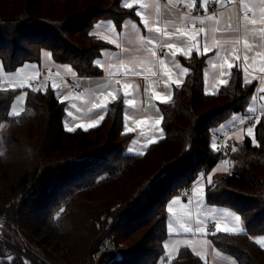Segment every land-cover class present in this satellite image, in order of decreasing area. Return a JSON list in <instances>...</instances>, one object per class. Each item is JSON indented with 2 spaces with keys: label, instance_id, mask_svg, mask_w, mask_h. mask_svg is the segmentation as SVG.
Returning <instances> with one entry per match:
<instances>
[{
  "label": "trees",
  "instance_id": "1",
  "mask_svg": "<svg viewBox=\"0 0 264 264\" xmlns=\"http://www.w3.org/2000/svg\"><path fill=\"white\" fill-rule=\"evenodd\" d=\"M123 0H0V62L12 72L39 62L41 51L69 65L77 76L102 74L100 52L108 44L91 33L99 20L120 28L133 8ZM199 4V2H197ZM207 55L180 57L189 70L160 104L162 137L144 153L128 152L133 134L124 131L122 96L112 101L96 127L67 131L65 104L53 88L25 84L0 89V216L53 264H156L164 255L166 206L218 161L213 133L243 114L255 83L241 66L215 93L204 89ZM23 91L27 113L11 115ZM236 149V151H233ZM229 171L206 186V203L241 217L243 231L209 233L212 245L236 264H264V114L252 134L228 141ZM164 264H207L187 247Z\"/></svg>",
  "mask_w": 264,
  "mask_h": 264
},
{
  "label": "crops",
  "instance_id": "2",
  "mask_svg": "<svg viewBox=\"0 0 264 264\" xmlns=\"http://www.w3.org/2000/svg\"><path fill=\"white\" fill-rule=\"evenodd\" d=\"M127 3L133 5L134 14L124 19L120 28H116L111 20H99L91 29L92 35L108 44L98 59L101 75L77 76L69 65L54 63L48 55L50 52L43 49L39 62L25 63L11 74L2 72V78L18 82V87L29 84L41 90L48 86L53 88L65 104L63 124L66 129H85L78 125L100 123V116H105L109 104L114 101L112 97L122 96L124 131L133 134L128 152L142 154L163 135L160 104L171 100L174 87L179 86L189 72L179 58L194 52L205 54L207 47L203 76L204 89L208 93H215L227 83L230 63L234 67L241 66L244 82L255 83L254 96L246 111L234 115L216 130L224 132L228 141L241 142L248 133V128L243 126L247 116L253 114L257 119L264 114V71H261L264 69V0H220L218 16L210 13L208 5L205 8L199 2L194 7L191 0L122 1V5ZM180 5L184 10L178 8ZM136 12L142 15L137 16ZM143 21H147V25ZM148 28H159L160 34L148 31ZM200 29L204 31L200 32ZM245 42L251 47L246 48ZM168 44L174 47L168 48ZM61 77L74 78L85 88L84 93L77 94L64 87ZM99 104H105L106 109L94 107ZM229 168L226 159L217 161L192 183L191 200H184L179 194L170 198L166 206L164 255L156 264H164L165 258H175L183 247L207 264H236L212 245L210 234L205 231V225L212 221L221 228L232 230L220 233L241 232L239 229L243 228L242 221L237 222L232 215L237 213L227 207L210 205L204 198L209 181L227 173ZM253 240L264 241V236H254ZM258 244L264 249V243Z\"/></svg>",
  "mask_w": 264,
  "mask_h": 264
},
{
  "label": "built area",
  "instance_id": "3",
  "mask_svg": "<svg viewBox=\"0 0 264 264\" xmlns=\"http://www.w3.org/2000/svg\"><path fill=\"white\" fill-rule=\"evenodd\" d=\"M180 10H184V6L180 5L178 7ZM208 9L210 11V13H212L215 16H218L220 11H221V6L216 2V0H209L208 3ZM160 51H163L162 48H160ZM62 85L66 88H68L69 90L74 91L77 94H83L85 91V88L82 86H79L76 82V80L74 78L71 77H61ZM256 116L253 114H249L247 116V119L243 122V126L244 128H253L255 123H256ZM213 140H214V149L217 153L218 156V161L223 160L227 149H228V140H227V136L224 132L221 131H215L213 133ZM179 196H181L184 200H191L192 195H193V187L192 184L191 185H185L180 187L177 190ZM0 225H2V222L0 220ZM216 222H209L205 225V231L208 233H214L217 231L216 229ZM4 228V226H3ZM0 231L2 232V235L5 234L8 235V237L10 239H12L13 241L16 242V244L14 243V247L12 246V244L8 241V246L13 247V248H18L20 250L23 251V253L27 256V258L33 263V264H53L52 262H50L49 260H47L39 251H33L34 249L29 246L28 244H26V242H24L22 240V238L20 236H18V233H14V232H8L5 228L2 229L0 227ZM1 241V240H0ZM109 248H113V246L106 241L105 244H103V246L98 250V252L95 255V259L90 262L89 264H96V259L99 256V254L103 251V250H107Z\"/></svg>",
  "mask_w": 264,
  "mask_h": 264
},
{
  "label": "snow or ice",
  "instance_id": "4",
  "mask_svg": "<svg viewBox=\"0 0 264 264\" xmlns=\"http://www.w3.org/2000/svg\"><path fill=\"white\" fill-rule=\"evenodd\" d=\"M191 2L193 3V6H194V7L196 6L197 2H200V3H202L203 6L206 8L207 5H208V3H209V0H191ZM216 2L219 3L220 0H216ZM137 3H139V0H137ZM123 6L126 7V8H129V9H131V8L133 7V5H132L131 3L124 4ZM144 7H147V6L144 5ZM136 15H137V16H141L142 14H141L140 12H136ZM208 19L211 20L212 17L209 16ZM143 23H144L145 25H147L148 22H147V21H143ZM252 23H255V20H253ZM148 31H154V32L157 33V34H160V29H159V28H155V29H153V28H148ZM203 31H204L203 29H200V32H203ZM165 34H166V33H165ZM150 42H151V41H149V43H150ZM167 47H168V48H173L174 45H172V44H168ZM245 47H246V48H250L251 45H249L247 42H245ZM208 51H209V49H208L207 47H205V49H204V53L206 54ZM48 55L51 56L50 53H49ZM245 60H247V56H245ZM233 67H234V64H231V63L228 64V68H229V69H232ZM184 71H185V73H187V69H185ZM261 71H264V69H261ZM229 75H231V72L229 73ZM249 82H250V81H247V80L245 81V83H249ZM220 83L223 84L224 81L221 80ZM262 91H264V89H262ZM110 95H111V94H110ZM112 99H113V100H116L117 98H116L115 96H113ZM160 99H161V100H164V99H166V98H164V97H160ZM126 102H127L128 104H131V103H132L131 101H126ZM94 107L97 108V109H106L107 106H106L105 104H99V105H95ZM13 114H14V115H19V113H13ZM104 118H105L104 116H100V121H103ZM98 123H99V121H93L92 123L88 124L87 126H85V125H78V127H84L85 130H87V128H93V127H96ZM157 123L159 124L160 121H157ZM66 130L69 131V132H71V131H74L75 129H73V128H67ZM128 131H131V129H128ZM252 132H253V128H251V127L248 128V133H249V134H252ZM153 142H154V141H153ZM145 147H147V146H145ZM233 151H236V149H233ZM209 183H211V181H209ZM171 210H172V209L169 208V211H171ZM232 215L235 216V220H236L237 222H240V220H241V217H240V216L235 215L234 213H233ZM216 229H217L218 232H219V231H232V230H230V229L221 228V226H220L219 224L216 225ZM239 230L242 232V231H243V228H240ZM197 231H201V229L197 228ZM257 243H264V241H259V240H258Z\"/></svg>",
  "mask_w": 264,
  "mask_h": 264
},
{
  "label": "rangeland",
  "instance_id": "5",
  "mask_svg": "<svg viewBox=\"0 0 264 264\" xmlns=\"http://www.w3.org/2000/svg\"><path fill=\"white\" fill-rule=\"evenodd\" d=\"M2 65V64H1ZM2 72H6L3 70V67L0 66V89H15L17 88L18 86H20V84H18V82H11V81H6L5 79L2 78L1 74ZM8 74H11V72L9 71ZM29 110L28 108L26 107L25 105V93L23 91H20L19 93H17L14 98H13V101H12V104H11V107H10V114L11 115H14L13 113H19V114H23V113H27ZM4 125H2L0 127V134H1V131L3 129ZM3 151V147L1 145V141H0V153ZM1 217V216H0ZM3 220V219H2ZM4 228L8 231V232H13L11 230L8 229V227L5 225L4 223ZM14 233H18V236H20L22 238V240L24 242H26V244H28L29 246H31L34 250L33 251H39L37 247L33 246L32 244H30L26 238L23 236V234L20 232V231H16ZM8 241L11 243V241H13L12 239H10L8 237V235H6V239L5 241H1L3 244H8ZM16 244V242H15ZM13 246V244H12ZM40 252V251H39ZM41 253V252H40Z\"/></svg>",
  "mask_w": 264,
  "mask_h": 264
},
{
  "label": "flooded vegetation",
  "instance_id": "6",
  "mask_svg": "<svg viewBox=\"0 0 264 264\" xmlns=\"http://www.w3.org/2000/svg\"><path fill=\"white\" fill-rule=\"evenodd\" d=\"M29 261V262H28ZM0 264H33L22 250L0 242Z\"/></svg>",
  "mask_w": 264,
  "mask_h": 264
},
{
  "label": "bare ground",
  "instance_id": "7",
  "mask_svg": "<svg viewBox=\"0 0 264 264\" xmlns=\"http://www.w3.org/2000/svg\"><path fill=\"white\" fill-rule=\"evenodd\" d=\"M0 220H1V222H2V225L4 226V221L2 220L1 217H0ZM3 226L0 225V227H1L2 229H4ZM5 239H6L5 234L2 235V232L0 231V240H1V241H5ZM1 241H0V242H1ZM14 243H15V241H11V244H13V247H14Z\"/></svg>",
  "mask_w": 264,
  "mask_h": 264
},
{
  "label": "water",
  "instance_id": "8",
  "mask_svg": "<svg viewBox=\"0 0 264 264\" xmlns=\"http://www.w3.org/2000/svg\"><path fill=\"white\" fill-rule=\"evenodd\" d=\"M29 262V261H28Z\"/></svg>",
  "mask_w": 264,
  "mask_h": 264
}]
</instances>
